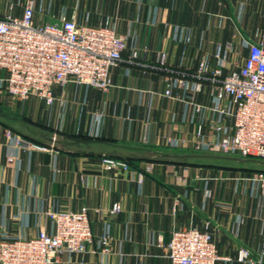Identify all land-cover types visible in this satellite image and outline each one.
<instances>
[{"label":"crops","instance_id":"1","mask_svg":"<svg viewBox=\"0 0 264 264\" xmlns=\"http://www.w3.org/2000/svg\"><path fill=\"white\" fill-rule=\"evenodd\" d=\"M21 2L0 0L1 18L20 15ZM37 6V24L64 11L80 24L107 26L129 39L106 90L57 83L51 105L35 95L8 96L0 68V236L51 233L47 210L86 206L94 240L109 224L107 252H91L92 244L60 255L56 264H170L165 245L172 230L205 220L220 256L215 264H247L236 258L241 248L256 257L264 190L251 195L243 181L217 178L209 180L204 200L199 178L223 171L186 153L198 151L165 145L181 104L162 91L172 70L192 72L203 57L214 65L217 47L226 50L228 72L247 55L243 40L264 44V0H37ZM176 27L181 40L174 39ZM162 52L171 71L157 65ZM6 129L37 147H14ZM104 156L125 160L130 170L106 171ZM260 164L255 170H264ZM137 171H144L140 184ZM116 201L121 211L109 215Z\"/></svg>","mask_w":264,"mask_h":264},{"label":"built area","instance_id":"2","mask_svg":"<svg viewBox=\"0 0 264 264\" xmlns=\"http://www.w3.org/2000/svg\"><path fill=\"white\" fill-rule=\"evenodd\" d=\"M21 7L18 16H0V68L6 71L4 84L8 96L22 101L35 95L51 105L55 100L53 86L57 83L73 82L101 90L110 86V69L122 60L128 35L107 26L80 24L64 11L55 21L37 24V0H22ZM173 36L181 40L182 30L176 27ZM242 44L248 49L247 55L228 72L223 71L226 50L220 47L215 51L214 65L203 57L192 72L172 70L174 75L168 78L162 95L179 102L181 111L171 120L175 134L165 137V145L264 159V44L249 40ZM165 59V53H160L157 65L171 71ZM4 134L18 149L37 147L8 129ZM102 167L106 171L130 170L125 160L110 156L102 158ZM143 176L144 171H137L139 184ZM217 178L243 181L251 195L264 190V170L236 177L202 176L199 179L203 181L204 200L210 196L209 180ZM80 180L84 181L82 175ZM120 211L121 204L116 201L108 214ZM46 214L53 224L51 233L40 229L30 238L1 234L0 264H56L60 255L83 253L92 244L95 246L90 248L91 252H107L109 224L94 240L86 206L77 211L50 209ZM210 224L205 220L200 227L173 229L165 245L170 264H215L220 256ZM236 258L247 264H264V237L256 257L241 248Z\"/></svg>","mask_w":264,"mask_h":264},{"label":"rangeland","instance_id":"3","mask_svg":"<svg viewBox=\"0 0 264 264\" xmlns=\"http://www.w3.org/2000/svg\"><path fill=\"white\" fill-rule=\"evenodd\" d=\"M186 153L197 156V161L201 162L203 167H214L223 171L222 174L217 175L231 177L247 175L260 168V163L264 161V159L258 157H241L237 154L226 155L219 152L198 151Z\"/></svg>","mask_w":264,"mask_h":264}]
</instances>
